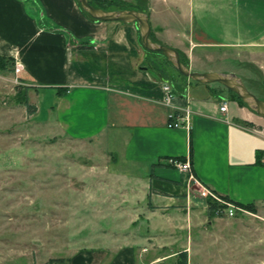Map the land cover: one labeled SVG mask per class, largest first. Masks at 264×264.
<instances>
[{"label": "crops", "instance_id": "1", "mask_svg": "<svg viewBox=\"0 0 264 264\" xmlns=\"http://www.w3.org/2000/svg\"><path fill=\"white\" fill-rule=\"evenodd\" d=\"M128 1L190 69L214 70L199 67L251 48L261 78L253 84L264 90V0ZM0 53L20 65L23 100L36 106L28 116L45 136L97 144L108 157L92 164L105 177L90 179L91 209L73 214L82 220L75 244L56 264H203L225 243L205 188L233 203L264 202V117L226 98L220 83H192L166 64L168 75L158 72L136 22L92 19L76 0H0ZM227 99L235 106L220 110ZM185 105L189 126L169 127L168 113ZM173 158L187 159L193 177Z\"/></svg>", "mask_w": 264, "mask_h": 264}, {"label": "rangeland", "instance_id": "2", "mask_svg": "<svg viewBox=\"0 0 264 264\" xmlns=\"http://www.w3.org/2000/svg\"><path fill=\"white\" fill-rule=\"evenodd\" d=\"M240 50H231L225 61L216 57L228 65L203 61L199 68L234 70L248 89L264 99V90L255 87L252 80L261 82L251 68L253 51ZM153 53H157L160 67L166 64L176 77H184L163 52ZM15 78L13 63L8 61L6 68H0V264H43L52 260L56 264L57 256L66 252L62 248L75 244L73 231L82 220L73 214L91 209L90 179L105 177L92 164H102L108 157L98 153L97 144L45 136L30 121L23 86ZM218 85L224 87L226 98L255 112L224 85ZM232 99H227L231 107L235 106ZM77 163L86 167L77 168ZM220 217L215 225L225 243L208 251L203 264H254L255 255L264 264V202L258 203L255 211H238L230 216L223 212Z\"/></svg>", "mask_w": 264, "mask_h": 264}, {"label": "water", "instance_id": "3", "mask_svg": "<svg viewBox=\"0 0 264 264\" xmlns=\"http://www.w3.org/2000/svg\"><path fill=\"white\" fill-rule=\"evenodd\" d=\"M81 9L94 19L124 20L136 22L141 43L144 48L151 51H161L171 64L183 75L199 82H219L226 88L235 92L252 110L264 116V99L257 96L247 88L242 78L232 71L207 70L198 71L190 69L181 59L179 51L170 45L153 40L150 37V22L148 14L136 8H102L93 5L89 0H77Z\"/></svg>", "mask_w": 264, "mask_h": 264}, {"label": "built area", "instance_id": "4", "mask_svg": "<svg viewBox=\"0 0 264 264\" xmlns=\"http://www.w3.org/2000/svg\"><path fill=\"white\" fill-rule=\"evenodd\" d=\"M19 69H20V65L17 62H15L14 63V70L18 71ZM162 87H163V90L165 92V100L167 102H170V100L175 96V92H174L172 86L168 82L165 81V82H163ZM219 108H220V110H226L227 101L223 100L221 102V104L219 105ZM190 112H191V109L187 105L182 107L181 112H177V111H175V109L171 110L168 113L167 125L169 127H176V126H180V125L189 126ZM171 161L179 169L188 170L190 172V176L193 177V175L191 174V171H190V163L187 159L180 160L177 158H173V159H171ZM205 190L212 197L213 202H214L213 209H214L215 213H217V214H222L224 212L226 215L230 216V215H233L235 213L236 209L248 211L247 209L243 208L242 206L236 205L231 200L223 198L221 195L217 194L216 192H214L210 189L205 188Z\"/></svg>", "mask_w": 264, "mask_h": 264}, {"label": "trees", "instance_id": "5", "mask_svg": "<svg viewBox=\"0 0 264 264\" xmlns=\"http://www.w3.org/2000/svg\"><path fill=\"white\" fill-rule=\"evenodd\" d=\"M77 1V0H76ZM93 5L95 6H99V7H102V8H110L111 6L113 8H136V9H140L142 10L141 8L137 7L136 5L134 4H130V3H127L125 0H89ZM78 3V1H77ZM79 5V3H78ZM80 6V5H79ZM82 10V9H81ZM83 11V10H82ZM84 12V11H83ZM88 17L92 18L89 14H87L86 12H84ZM94 19V18H92ZM151 51V50H149ZM151 52H161V51H151ZM162 53V52H161ZM180 59L185 63H186V60L184 59L183 56L180 55ZM11 62V65L12 63H14V60L12 58V56H9V55H4V54H1L0 53V68H6L7 67V62ZM170 62V61H168ZM171 63V62H170ZM151 66L156 69L158 72L160 73H164L162 67H160V65H158V63L156 62H151L150 63ZM172 65V64H171ZM173 66V65H172ZM174 67V66H173ZM180 73V72H179ZM182 76L184 77H187L185 75H183L182 73H180ZM191 81L193 79L189 78ZM193 81H196V80H193ZM226 88V87H225ZM228 89V88H227ZM238 100L244 102L235 92L231 91L230 89H228ZM245 103V102H244ZM246 104V103H245ZM25 107H26V110L28 113H32L36 110V106L35 104L33 103H30V102H25ZM257 157L255 159V162L259 163V162H262L261 161V158L260 156H258V152H260L259 149H257ZM177 158H180L181 159V156H177ZM223 198L225 199H228L227 196L223 195L222 196ZM208 209L211 210L214 206V202L213 201H208ZM237 205H240L242 207H244L245 209L247 210H250V211H255L256 210V206L254 203L250 202V203H240V202H237V201H234Z\"/></svg>", "mask_w": 264, "mask_h": 264}]
</instances>
